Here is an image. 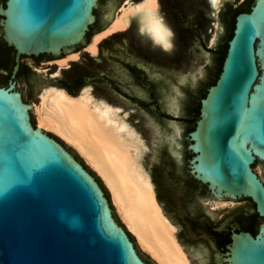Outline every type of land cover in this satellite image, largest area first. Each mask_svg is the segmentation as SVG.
<instances>
[{
  "label": "water",
  "instance_id": "water-1",
  "mask_svg": "<svg viewBox=\"0 0 264 264\" xmlns=\"http://www.w3.org/2000/svg\"><path fill=\"white\" fill-rule=\"evenodd\" d=\"M98 1L0 4V36L13 51L8 79L7 71H0V264H148L112 209L103 181L58 136L30 121L31 115L36 123L29 107L33 88L42 84L26 56L57 57L77 47L88 38L90 25H99ZM233 1L218 6L221 32L214 34V46L204 43L210 50L206 83L192 91L183 88L189 93V100H180L183 117L165 116L162 106L154 105L161 80L150 81L133 62L109 57L123 62L132 79L124 80L127 84L147 92L145 105L151 109L146 116L160 121V127L162 119L181 120V134L166 143L176 159L186 145L190 154L178 161L180 167L187 163L209 196L246 199L215 219L231 218L232 211L247 206L259 217L258 228L252 219L243 220L255 233L240 228L231 232L224 250L215 254V264H264V181L254 169L256 161L264 166V0ZM242 3L248 10L242 5L237 11ZM230 11L233 28H226ZM225 43L220 65L216 56ZM21 63L27 68L17 81ZM100 79L124 97V81ZM198 99L189 130L190 108ZM163 163L170 160L157 148L151 174ZM140 253L148 260L147 253Z\"/></svg>",
  "mask_w": 264,
  "mask_h": 264
},
{
  "label": "bare ground",
  "instance_id": "bare-ground-1",
  "mask_svg": "<svg viewBox=\"0 0 264 264\" xmlns=\"http://www.w3.org/2000/svg\"><path fill=\"white\" fill-rule=\"evenodd\" d=\"M206 1L211 3L213 7L211 13L215 15L218 6L225 0ZM160 8L159 0H122L108 23L90 37L84 50L95 56L99 52L100 41L112 34L125 31L132 19L136 21L138 31L153 46L168 49L171 47L174 33L171 22ZM109 15L110 13L105 17ZM205 26L200 25L207 28ZM211 26L213 34L208 38L210 44L214 42V34L220 30V24L214 20ZM78 56L79 52L70 51L53 60L56 68L51 72L52 76L67 66L70 60L78 59ZM138 64L149 70L146 63ZM45 67L40 65L37 69L43 70ZM201 72L202 67L197 73ZM157 74L154 72L153 76ZM194 77V74H182L178 82L195 80ZM164 95L165 107L173 114L179 113V86L171 84ZM31 108L36 119V127L58 136L65 145L75 150L84 163H87L103 181L110 204L118 214L120 222L132 236L137 247L147 253L154 264H194V260H191L194 257L198 258V264H206L201 251L185 250L174 236L178 225L172 222L158 203L150 174L142 163L145 143L138 131L127 122L125 114L120 112L118 106L102 98H95L89 85L81 87L74 94L63 87L47 85L40 89ZM153 127L155 147L180 135V126L177 123H173L169 131L161 129L157 123H154ZM208 202L209 206H216L215 209L233 204L232 199L223 197ZM208 211L211 212L210 209Z\"/></svg>",
  "mask_w": 264,
  "mask_h": 264
},
{
  "label": "rangeland",
  "instance_id": "rangeland-1",
  "mask_svg": "<svg viewBox=\"0 0 264 264\" xmlns=\"http://www.w3.org/2000/svg\"><path fill=\"white\" fill-rule=\"evenodd\" d=\"M159 1L161 4L160 10L163 12L165 17L169 19V22H171L170 25L172 33H174L172 34L171 47L168 49L153 46L150 41L145 39L138 31L137 23H135L136 21L132 19L125 31L117 32L100 41L98 44L99 52H97L95 56L85 52L83 48H85V44L90 40V37L95 32L101 30L108 23L114 11L116 12L118 5L122 2V0H99V25H90L88 38H85L82 43L77 44V47H70L62 53V56H64L70 51L77 50V52H79L78 59L70 60L67 66L62 67L59 69L57 74L52 76L51 72H53L56 68L55 64H53V60L60 57V55L57 57L51 55H44L40 57L26 56V60L30 63L31 68L37 69V67L40 65L46 66L43 69L44 71L42 69H37V75L42 85L33 88V96L29 101V107L32 113L33 111L31 106L36 102L38 92L43 88V86L56 85L63 87L65 90L77 93L81 87L89 85L91 93L95 98H102L108 103L118 106L120 108V112L125 114L127 122L134 129H136V131H138L146 146L142 156V163L148 170L151 177L152 174L150 162L157 160V148L161 147H155V128L153 125L154 123H157L160 127V121H156L152 117L146 116L145 107L139 106L138 104L118 94L108 82L100 79V77H102L119 82H122L121 79L132 80L130 73L124 68L123 62H117L109 57V55L133 62L134 64H136V60L137 62H141L144 65L146 63V66L150 67L152 71L159 73L158 77H153L152 74L149 73H147L146 77L150 81L161 80L160 92L164 90L162 86L163 84H166L164 87H167L168 89L170 88L171 84H176L180 89L179 102L180 100H189V93H183V88L190 86V91H192L199 84L206 83L210 50L205 44L214 46V42L212 44L208 43V38H210L213 34V27L211 24H213L214 20L220 24L218 9L216 14L213 15V7L211 3L207 2L206 0ZM240 1L241 0H234L233 3ZM108 13H110L109 17H105V15ZM194 25H196L198 28H195ZM200 25H206L207 28H202ZM220 32L221 26L217 33ZM200 67H202L201 74L197 73ZM186 73L194 74L195 80L179 83V76ZM119 77L122 78L120 79ZM120 87L128 94L137 95L135 93L128 92L121 85ZM136 87L139 91H141V94L143 92V96L139 95V97L149 103L147 96H144V94L147 95L145 89L139 86ZM165 105L164 107L162 106L163 114L165 116L183 117L181 102L179 103V113L177 114H173V112L168 110ZM162 122H164V127L166 126L170 129L173 123L179 124L181 134L180 119H162ZM160 128L166 131L170 130H167L163 127ZM66 147L72 149L67 145ZM76 157L80 159L81 162H84L77 153ZM262 167L264 166L260 162L256 161L254 163V169L264 181V168ZM107 195L109 198L108 192ZM209 200L210 199H206L205 201L207 211L210 208L216 207L213 205L209 206ZM232 200L233 204L246 202V199ZM228 208L229 206L224 208H216V217L222 216ZM210 211L213 212L212 210ZM258 225L259 222L256 223V228H258ZM138 250L142 251L139 248ZM195 264H197L196 261Z\"/></svg>",
  "mask_w": 264,
  "mask_h": 264
},
{
  "label": "flooded vegetation",
  "instance_id": "flooded-vegetation-1",
  "mask_svg": "<svg viewBox=\"0 0 264 264\" xmlns=\"http://www.w3.org/2000/svg\"><path fill=\"white\" fill-rule=\"evenodd\" d=\"M4 1L5 0H0V4H4ZM242 5H247V4L243 3ZM230 14H231V11L228 12L225 17L226 18L225 19L226 28L230 26H232L233 28V21H231ZM194 26L195 28H198L196 25ZM0 49L4 52V56L9 57L12 53V58H13L12 49L7 47L4 44L3 40L1 39V36H0ZM225 50H226V47L223 46V44L222 45L220 44L219 50L216 56V63H219L221 65ZM74 51H77V50H74ZM84 51L87 52L86 50ZM60 56H62V54ZM135 63H136L134 64L135 69L138 72H140L143 77H145L147 73L152 74L153 76L152 72L154 71H152L150 67H149V70H146L144 67L138 64L137 60L135 61ZM53 64H55L56 66V63H53ZM24 67L25 65L21 63L19 72L17 74V81H18V77L20 73L25 70ZM2 70H5V69L2 66H0V71ZM219 70H220V67H219ZM158 76H159V73L157 74V76H153V77H158ZM121 80L124 81L125 79H121ZM127 83H128L127 81H124V83H122L121 86H123V88L126 89L128 92L135 93L137 95H131V94H128L126 91H123L124 97L130 98L136 104L140 103L147 110H150L151 107L145 105L146 101L142 99L141 97H139V95L143 96V92L142 94H139V90L136 86H133V85L131 86V84L127 85ZM162 86L164 90L158 93L159 100H156L153 98L155 106H159L160 104L161 106L164 107L165 105L164 104V94H165V91L168 90V88L164 87L166 86V84H163ZM152 90L153 89H150V90L148 89V91H152ZM68 92L72 94L76 93L73 91H68ZM144 96L146 97L147 95L144 94ZM199 99L194 100L190 108L191 116L188 117L189 130L192 128V124L194 122V117H195L193 108L197 103L199 107ZM158 111L160 112L159 109ZM30 121L32 125L36 127V123L32 119L31 115H30ZM161 126L167 130L170 129L166 126L164 127L163 124H161ZM46 132L50 135L57 137L51 132H48V131ZM187 132L183 136L184 140L186 141V144H187V139H186ZM161 147L165 153V156L169 158L170 163L169 164L163 163L162 167H154L155 171L152 173V177L150 176L153 182V185H154L156 199L158 203L161 205L164 213L171 218L172 222L178 225L176 237H177V240L185 248V250H190L193 252L195 250H199L201 251L206 264H215V254L221 253L224 250L225 244L229 242V237H230L231 232L234 230H237V228H240L242 230H249L250 232H252L251 228H254V226H249V225L244 224L243 220L245 218H249L255 221L256 223H258L259 217L256 215L255 212H250L249 211L250 206H247V207H241L240 209H236L235 211H232L231 214H229V215H232L231 218H224L221 220L215 219V217L217 216V212H216L217 209L210 208V210H212L213 212H209L207 211V209L205 210L203 206L201 205L202 202H204L205 204L206 199L213 200L215 198L212 196H209V192L207 191L206 186L204 184L195 180L191 176V174L189 173V168L187 167V163L183 165L182 167H180V164L178 162V161L183 160L185 154H190L189 151L186 149V145H185L184 151H182L181 148L179 149V153H180L179 159H176L174 157L170 149L167 147L166 143L161 145ZM163 160L164 158L162 159V161ZM158 169H161V171H159ZM156 171L160 172L159 176L157 175ZM223 198L231 199L227 197H223ZM205 208H207L206 205H205ZM134 245H135V248L139 256L143 260H145L148 264H154L149 257H148L149 258L148 260L145 259L140 253L141 251L138 250L136 244ZM196 258L197 257H194V259L191 258V260L193 261ZM196 263L197 264L199 263L198 258L196 259ZM194 264H195V261H194Z\"/></svg>",
  "mask_w": 264,
  "mask_h": 264
},
{
  "label": "trees",
  "instance_id": "trees-1",
  "mask_svg": "<svg viewBox=\"0 0 264 264\" xmlns=\"http://www.w3.org/2000/svg\"><path fill=\"white\" fill-rule=\"evenodd\" d=\"M241 5L237 8V11L241 8ZM244 10H248V5H246ZM232 21H233V19H232ZM230 35H231V33H230ZM225 47H226V43H225ZM12 64H13L12 53H11V55L9 57L8 56H4V52L0 49V66H2L7 71V78L9 76ZM24 68H27V67H24ZM214 80H212L211 83H213ZM205 90H206V88H205ZM205 90H203V92L201 93L202 96H204ZM193 111H194V116H196L197 113H198V103L194 106ZM251 230H252L253 233H255V229L254 228H251Z\"/></svg>",
  "mask_w": 264,
  "mask_h": 264
},
{
  "label": "snow or ice",
  "instance_id": "snow-or-ice-1",
  "mask_svg": "<svg viewBox=\"0 0 264 264\" xmlns=\"http://www.w3.org/2000/svg\"><path fill=\"white\" fill-rule=\"evenodd\" d=\"M167 46V45H166Z\"/></svg>",
  "mask_w": 264,
  "mask_h": 264
}]
</instances>
